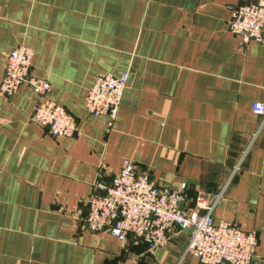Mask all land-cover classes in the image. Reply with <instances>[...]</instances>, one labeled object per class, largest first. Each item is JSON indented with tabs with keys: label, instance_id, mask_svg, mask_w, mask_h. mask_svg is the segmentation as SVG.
<instances>
[{
	"label": "crops",
	"instance_id": "crops-1",
	"mask_svg": "<svg viewBox=\"0 0 264 264\" xmlns=\"http://www.w3.org/2000/svg\"><path fill=\"white\" fill-rule=\"evenodd\" d=\"M253 1L0 0V83L7 54L32 48L33 76L78 127L53 137L35 122L27 84L0 95V264H201L184 256L190 231L152 252L86 228L94 183L125 159L157 183L186 184L187 208L222 192L215 218L255 232L253 264H264V126L252 110L264 103V43L229 29ZM103 72H129L112 125L85 104Z\"/></svg>",
	"mask_w": 264,
	"mask_h": 264
},
{
	"label": "built area",
	"instance_id": "built-area-1",
	"mask_svg": "<svg viewBox=\"0 0 264 264\" xmlns=\"http://www.w3.org/2000/svg\"><path fill=\"white\" fill-rule=\"evenodd\" d=\"M229 29L244 44L264 43V0L235 7ZM34 55L33 49L27 46L16 47L7 54L0 95L11 98L22 85H29L39 98L32 119L47 127L53 137H71L78 131L77 121L50 97L49 80L33 76ZM128 81L129 72L120 76L100 73L88 91L86 109L94 116H106L112 125ZM252 110L263 119L261 129L264 103L254 102ZM186 186L157 183L150 173L139 172L131 159H125L122 169L111 180L94 183V192L87 201L86 228L92 233L107 231L124 244L132 235L145 242L152 252L166 247L171 234L181 229L190 231L184 256L196 257L201 264H253L258 244L256 233L244 231L238 222L218 220L214 216L216 203L223 193L214 202L198 195L196 205L187 208L183 204Z\"/></svg>",
	"mask_w": 264,
	"mask_h": 264
},
{
	"label": "trees",
	"instance_id": "trees-1",
	"mask_svg": "<svg viewBox=\"0 0 264 264\" xmlns=\"http://www.w3.org/2000/svg\"><path fill=\"white\" fill-rule=\"evenodd\" d=\"M196 197H197V196H196ZM196 197H195V199H194L195 201H196ZM184 198H185V191H184ZM195 201H194V202H195ZM139 240H140V239H139ZM140 241H142V240H140Z\"/></svg>",
	"mask_w": 264,
	"mask_h": 264
}]
</instances>
